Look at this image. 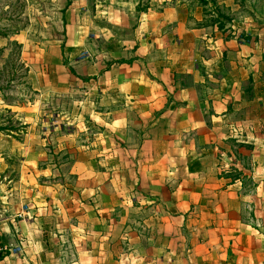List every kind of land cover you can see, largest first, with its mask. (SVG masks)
<instances>
[{
    "label": "crops",
    "instance_id": "0c3cea01",
    "mask_svg": "<svg viewBox=\"0 0 264 264\" xmlns=\"http://www.w3.org/2000/svg\"><path fill=\"white\" fill-rule=\"evenodd\" d=\"M246 2L224 28L192 0H66L35 99L0 124V245L23 249L0 264H264V13Z\"/></svg>",
    "mask_w": 264,
    "mask_h": 264
},
{
    "label": "rangeland",
    "instance_id": "374dc122",
    "mask_svg": "<svg viewBox=\"0 0 264 264\" xmlns=\"http://www.w3.org/2000/svg\"><path fill=\"white\" fill-rule=\"evenodd\" d=\"M61 1L60 3H57ZM195 6L205 5L208 16L222 17V27L230 19L246 15V1L255 11L264 13V0H192ZM56 3V7L54 4ZM58 4V5H57ZM66 0H0V124L15 126L10 107L32 102L30 70L33 50L61 39V16ZM229 19V20H227ZM214 20V19H213ZM213 20H211L213 22Z\"/></svg>",
    "mask_w": 264,
    "mask_h": 264
},
{
    "label": "built area",
    "instance_id": "2783aa9c",
    "mask_svg": "<svg viewBox=\"0 0 264 264\" xmlns=\"http://www.w3.org/2000/svg\"><path fill=\"white\" fill-rule=\"evenodd\" d=\"M27 211L26 206L22 209V213H20L17 217L20 220L26 219L25 213ZM21 246H10V245H0V256H19L22 254Z\"/></svg>",
    "mask_w": 264,
    "mask_h": 264
},
{
    "label": "trees",
    "instance_id": "16d2710c",
    "mask_svg": "<svg viewBox=\"0 0 264 264\" xmlns=\"http://www.w3.org/2000/svg\"><path fill=\"white\" fill-rule=\"evenodd\" d=\"M233 173H231L228 177H231L233 180H237L240 178L241 174L238 171L232 170ZM2 256H0L1 258Z\"/></svg>",
    "mask_w": 264,
    "mask_h": 264
},
{
    "label": "water",
    "instance_id": "95a60500",
    "mask_svg": "<svg viewBox=\"0 0 264 264\" xmlns=\"http://www.w3.org/2000/svg\"><path fill=\"white\" fill-rule=\"evenodd\" d=\"M3 219V215L0 213V221Z\"/></svg>",
    "mask_w": 264,
    "mask_h": 264
}]
</instances>
